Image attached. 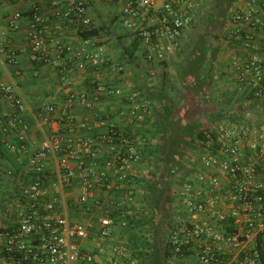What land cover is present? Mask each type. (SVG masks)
Returning <instances> with one entry per match:
<instances>
[{"label":"built area","instance_id":"1","mask_svg":"<svg viewBox=\"0 0 264 264\" xmlns=\"http://www.w3.org/2000/svg\"><path fill=\"white\" fill-rule=\"evenodd\" d=\"M7 0H0L4 2ZM264 6V0H259ZM261 7V6H260ZM188 0H127L123 25L140 38L143 55L148 62H163L167 54L182 46L184 32L193 25ZM255 11L232 15L235 23L249 25L256 30L259 23ZM158 13L138 21L140 14ZM77 19L84 30L92 28L87 6L83 1L71 0L66 12ZM256 16V17H255ZM22 14L17 12L9 21L13 31L20 28ZM147 17V16H146ZM44 19L33 13L27 37L35 59L49 61L52 49L43 36ZM146 27V28H145ZM148 27V28H147ZM239 30L235 32L238 34ZM91 39L75 50L68 44L53 40L58 57L72 54L79 69L86 61L96 70L104 64L102 50H90ZM250 41L246 42L249 47ZM0 49L6 50L5 43ZM9 63L16 64L13 52H8ZM114 66V65H113ZM115 69L121 71L117 66ZM251 73L254 95L264 99V71L258 54L250 58L249 67L240 79ZM98 93H114L96 76ZM131 115L139 119L144 105L131 96ZM86 94L70 93L64 107L46 105L31 108L25 97L12 84L0 83V143L8 151L24 153L29 146L32 121L50 126L39 149L28 160L31 179L21 186L22 209L13 226L0 230V255L8 264H137L122 241L110 244L115 220L111 208L121 209L125 203L111 201L98 219L99 231L93 233L74 213H87L96 191L112 192L119 182L127 183L133 177V168L141 154L132 145L117 147L114 128L99 138L107 145L108 157L96 164L100 144L91 137L77 136L63 139L62 130L72 126L75 103H86ZM6 103L7 108H3ZM60 113L57 119L52 115ZM16 141V142H14ZM86 155H90L89 159ZM200 173L193 172L176 194L178 204L170 208L167 249L169 264H261L264 255V137L248 125L223 127L210 139L206 150L199 155ZM176 208V209H175ZM121 216L130 215L122 209ZM95 245L96 249L85 247Z\"/></svg>","mask_w":264,"mask_h":264},{"label":"crops","instance_id":"2","mask_svg":"<svg viewBox=\"0 0 264 264\" xmlns=\"http://www.w3.org/2000/svg\"><path fill=\"white\" fill-rule=\"evenodd\" d=\"M70 1L7 0L0 3V43H5L6 47L4 51L0 49V83L16 86L25 97L28 105L35 110L50 104L60 110L64 107L66 98L70 93L86 94V103L77 102L72 107L71 111L75 116V122L72 126H65L62 130V137L65 140L77 136H88L98 140L97 143L101 146L98 156L94 159L96 164H103L105 158L108 157V147L101 143L99 138L108 133L111 128L117 129L120 133V141L117 147L125 148L127 145H132L141 154V160L134 165L131 181L121 183L115 175L111 174L115 184L119 187L112 192L96 191L95 197L91 200V209L85 213V218H80L84 224L91 226L90 231L96 233L99 231L98 219L102 215V211L106 208L109 209L112 200L118 204H121V201L125 203L126 200V203L119 207L121 209L129 208L130 215H137L134 209H140L141 206H144V188L146 185L144 180L150 179L151 174L154 173V168L144 154V148L148 143L153 144L159 141V138H153L152 134L156 114L163 115L166 112H173V120L178 130L188 123L197 122L181 119L180 116L185 110L181 109L182 105L176 98L179 96V91L172 82L178 81L182 89L191 94V91L186 90V82L184 81L186 75L182 66L186 60H190L188 57L189 48L197 40V34L201 33L200 21L210 10L212 0H188L191 5L189 11L193 17V25L184 32L183 46L168 53L163 62L145 61L142 46L134 59L129 57L127 50L132 48V42L137 34L123 25L122 18L127 0H80L87 6L92 25L100 29V34L92 37L93 46L90 48V50H102L104 64L100 70H96L88 61H86L83 69H79L72 54L58 57L53 52V40L68 44L75 50L84 46L85 39L80 35L81 23L77 19H70L66 16ZM256 9H259V12L256 13L257 19H259L256 30H252L251 27L247 28L246 24L235 23L232 19V15L236 13H246ZM17 12L22 14L20 28L13 31L9 29L8 24ZM34 12L38 13L45 21L43 36L48 47L52 49L50 60L47 62L34 58L28 42V25ZM157 14H140L138 21L143 18L148 20L150 16H157ZM229 15L230 19L224 26L223 33L231 38L233 36L231 29H235V34L242 28L252 47H247L243 42L239 43L230 38L229 41H226V45L220 44L221 51L215 63L213 79L209 84L210 86L205 88L203 92L210 99L216 96H224L225 93L236 90L239 71H245L249 59L256 52L264 65V52L261 53L264 48V6L259 0H235L229 9ZM9 51L10 53L13 52L16 57V64L14 65L9 63ZM113 65L121 67L122 70L115 69ZM97 74L101 76V81L104 84L112 90L120 89L121 94L117 96L114 93L96 92L98 83L95 76ZM216 81H220V85L216 86ZM25 93L32 96L31 100L26 98ZM136 93L141 98L138 102L144 105V110L141 112H156L149 121L131 115L132 105L135 103L131 96ZM168 98L170 104L166 105L164 99ZM263 101H257L254 104L256 107L251 108L254 115L256 113L264 115ZM220 106L224 107L223 102ZM238 106L236 104L234 107L238 109ZM243 107L241 112H248L247 106L243 105ZM3 108H7L6 103H4ZM215 108L218 107L215 106L213 111L217 110ZM60 113L59 111L52 115V118L57 119ZM208 114L206 113L209 117ZM220 123L222 124L220 127L215 126L216 131L223 127L248 125L253 129L256 128L258 135L264 137V120L251 123L249 119L235 118V121H229L228 118L224 117ZM50 131V126L40 121H32L28 149L20 154L6 150L0 143V149L4 150L7 155V157L0 155V230L1 227L13 226L16 223L18 213H16V209L20 211L23 207L20 199L21 186L27 184L31 179L28 160L39 149L45 135ZM85 157L89 159L90 155ZM199 157L197 156V161ZM193 176V173H190L185 180L191 179ZM176 205L174 204L173 207ZM100 208L103 209L101 212ZM112 209L115 210V208L110 210L112 211ZM72 215L77 216L76 213H72ZM114 220L117 221L116 218ZM116 224L119 223H115L110 244L120 241ZM167 231L168 223L166 233ZM122 242L128 247L126 242ZM84 246L96 249L95 245H91V243H84ZM0 264H8L2 255H0Z\"/></svg>","mask_w":264,"mask_h":264},{"label":"trees","instance_id":"3","mask_svg":"<svg viewBox=\"0 0 264 264\" xmlns=\"http://www.w3.org/2000/svg\"><path fill=\"white\" fill-rule=\"evenodd\" d=\"M234 1H211L210 10L200 21L201 33L197 34V40L189 48L188 57L190 60L185 61L182 70L186 75V78L184 76L186 90L191 91L189 96L194 100L207 98L203 92L205 88L210 86L209 84L213 79L215 63L221 51L220 41L230 38L223 33V28L230 19L229 9ZM246 27L250 28L249 25ZM99 30L93 25L90 30H84L82 27L80 35L85 40L90 39L99 35ZM231 31H233L231 40L243 42L245 45L246 42L250 41L242 28L239 29L238 34H234L235 29H231ZM140 47V38L136 35L132 42V48L127 50L131 59L135 58ZM262 52H264V48ZM249 63L250 59L247 67H249ZM263 66L262 63V68ZM245 71L241 70L237 75L236 90L225 93V99L222 101L224 107L220 106L215 108L217 110H212L208 119L194 122V124L188 123L178 130L173 120V112H166L163 115L156 114L155 111L154 114L151 112L152 117L157 115L152 134L153 138L158 137L159 141L153 144L148 143L144 148V154L154 168V173L151 174L150 179L144 180L146 185L142 210L148 208L150 214L146 215L141 209H134L137 215H129L125 219L121 216L122 209L115 208L111 212V216L117 219L116 222L121 227L119 240L122 241L126 238L130 254L138 264H169L170 254L167 249L166 235V226L171 216L169 209L173 208L176 194L184 186L185 178L196 170L195 165L190 169L186 167V160L189 158L190 151L193 148L196 149L194 151L198 152V156L205 152L207 142L216 138L215 126L221 119H224V111L227 108L231 109L238 104V110L241 112L244 109L243 103L245 101L254 103L261 100L254 95L255 89L251 73L248 72L249 75L246 78L240 79V74ZM262 87L264 88V82ZM140 99L137 94V101ZM164 100L166 105L170 104L169 98ZM229 118L231 121H235L233 116ZM115 131L117 138L120 137L118 130L115 129ZM119 141L117 139L116 144H119ZM0 155L7 157L6 152L2 149H0ZM176 182L180 184L177 189L175 188ZM149 234L152 237H149ZM260 263L264 264L263 253H261Z\"/></svg>","mask_w":264,"mask_h":264},{"label":"rangeland","instance_id":"4","mask_svg":"<svg viewBox=\"0 0 264 264\" xmlns=\"http://www.w3.org/2000/svg\"><path fill=\"white\" fill-rule=\"evenodd\" d=\"M226 41H229V40L228 39H221L220 44L221 45H226ZM172 83H173L174 86H176L178 88L179 96H176V98L181 103L180 105H182L181 109L185 110V111H183L184 113H182V115L180 116L181 119H183V121L196 120L197 122H199V121H201L203 119H208L209 117L206 115V113H211V111L214 110L213 108L215 106L220 107V104L225 99L224 96H216V97H213L211 99L207 96L206 99H201V101H198L197 99L194 100L193 98H191L189 96L188 92H186V91H184L182 89V87L180 86L178 81L175 80ZM215 83H217V84H215L216 86L220 85V81H216ZM25 94H26V98L28 100H31L32 96L30 94H28V93H25ZM255 103H257V102L253 103V102L245 101L243 104H244V106H247L248 112H244V113L240 112V111H237L238 109L234 108V107L229 109V110H225L224 111L225 118H228L229 121H231V119L229 117H232V116L234 118H238V119L239 118H241V119L244 118V119H249L251 121V123H253L254 121L264 120V115H262L261 113H256L254 115V113L251 111V108L253 109V106L256 107V105H254ZM139 104H142V103L139 102ZM141 115H142V120H144V119L150 120V118L152 117V114L150 113V111H148V112L146 111L145 113L141 112ZM216 125H218L220 127L222 124L221 123L219 124V122H218ZM194 150H196V149L193 148V150L190 151L189 158L186 160V167L188 169H190L193 165H195V167H196L195 171H198L200 173V170H199L200 166H199V164L197 162V156H198L197 153L198 152H196ZM186 181L187 180H185V182ZM185 182H184V184H185ZM179 186H180L179 182H176L175 188L177 189V188H179ZM174 204L175 205L178 204V200H177L176 197H175ZM140 209L142 210V206L140 207ZM99 210L101 212L103 209L100 208ZM17 212L19 213L18 209H16V213ZM70 212L74 213L75 211H74V209H71ZM143 212L146 215L150 214V211L148 210V208L146 210H144ZM72 213H71V215H72ZM76 215L80 216L81 219L86 217L85 213H82V214L77 213ZM116 227L118 229V232L120 233V231H121L120 225L116 224ZM149 237H152L151 234H149ZM122 241L127 243L126 238L122 239Z\"/></svg>","mask_w":264,"mask_h":264}]
</instances>
